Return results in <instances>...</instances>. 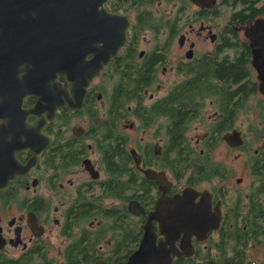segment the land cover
<instances>
[{
	"label": "flooded vegetation",
	"instance_id": "obj_1",
	"mask_svg": "<svg viewBox=\"0 0 264 264\" xmlns=\"http://www.w3.org/2000/svg\"><path fill=\"white\" fill-rule=\"evenodd\" d=\"M104 7L100 51L118 49L85 93L86 70L56 69L51 93L11 95L22 168L0 187V264H264V0ZM185 193L184 231L144 228Z\"/></svg>",
	"mask_w": 264,
	"mask_h": 264
},
{
	"label": "water",
	"instance_id": "obj_2",
	"mask_svg": "<svg viewBox=\"0 0 264 264\" xmlns=\"http://www.w3.org/2000/svg\"><path fill=\"white\" fill-rule=\"evenodd\" d=\"M106 1L0 0V187L6 185L18 168H22L15 162L14 148L7 137L12 121L10 105L14 101L11 95L16 91H21L23 97L51 93L57 77L56 69L68 76L86 70L88 76L84 77L82 84L85 93L89 81L118 49L108 55L100 51L102 41L113 44V15L107 14ZM90 51L96 52L94 60L99 66L89 70L82 68L81 63L85 62ZM10 151L12 155L8 153ZM187 195L163 194L144 228L152 227V222L157 219L162 228L173 227L178 233L184 231V196ZM179 238V234L165 236L164 245H173L172 250L165 249L166 255L176 253L174 245ZM150 244V235L146 234L140 248L142 256L145 250L151 251ZM173 257L154 260L142 257L138 262L135 256L128 264H172Z\"/></svg>",
	"mask_w": 264,
	"mask_h": 264
}]
</instances>
